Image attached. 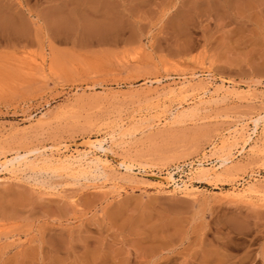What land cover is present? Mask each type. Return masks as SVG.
<instances>
[{"label":"rangeland","instance_id":"rangeland-1","mask_svg":"<svg viewBox=\"0 0 264 264\" xmlns=\"http://www.w3.org/2000/svg\"><path fill=\"white\" fill-rule=\"evenodd\" d=\"M235 9L0 0V170L30 160L0 171V264H264L263 126L219 176L190 172L219 164L227 130L264 115V40L236 31ZM205 81L207 94L171 92ZM86 150L109 166H50ZM248 185L259 193L232 192Z\"/></svg>","mask_w":264,"mask_h":264},{"label":"bare ground","instance_id":"bare-ground-1","mask_svg":"<svg viewBox=\"0 0 264 264\" xmlns=\"http://www.w3.org/2000/svg\"><path fill=\"white\" fill-rule=\"evenodd\" d=\"M247 2H248V0H246ZM253 1V0H252ZM250 2V1H249ZM212 2L210 1V4H211ZM208 4V3H207ZM213 4V3H212ZM211 4V5H212ZM251 4H252V2H251ZM255 4V3H254ZM206 6H208V5H206ZM238 6V5H237ZM240 6V5H239ZM208 8H210L209 6H208ZM242 8V7H241ZM241 8H239V9H241ZM247 8V7H246ZM238 9V10H239ZM243 9V8H242ZM248 9H249V7H248ZM184 83V82H183ZM182 84V83H181ZM190 84V83H189ZM221 85V84H220ZM223 85V84H222ZM191 87H188V84L187 83H184L183 84V86L182 87H180V85H179V87H177L178 88V90H176V88L175 89H171V92L172 93H174V94H176V95H178V97L179 96H184V94L185 93H187V90H190V89H192V90H196V89H203V92L202 93H204V94H207V93H209V91H210V86L208 85V82H204V83H198L197 85H190ZM207 86H209V88L207 87ZM213 86V85H212ZM222 87V86H221ZM188 88H190V89H188ZM170 89V88H169ZM168 89V90H169ZM224 89V88H223ZM222 89V90H223ZM220 91V88H216V91L215 92H219ZM170 92V93H171ZM174 94H172V95H174ZM219 94V93H218ZM171 95V96H172ZM211 95H212V93H211ZM214 95V94H213ZM227 95V94H226ZM170 96V98H172ZM215 96V95H214ZM217 96H219V95H217ZM225 96V95H224ZM174 97H175V95H174ZM210 97H212V96H210ZM185 99V98H184ZM212 100L214 99V98H211ZM224 99H226V98H224ZM208 101V100H207ZM204 102V101H203ZM211 102V101H210ZM202 103V102H201ZM200 103V104H201ZM204 103H206V102H204ZM199 104V105H200ZM198 108V107H197ZM193 109V108H192ZM188 110V109H187ZM193 111V110H192ZM183 112L184 111H176V113H173L172 115H175V117L176 116H181L182 114H183ZM186 112V111H185ZM184 114H186V113H184ZM183 116H185V115H183ZM173 118V117H172ZM181 118H182V116H181ZM174 119V118H173ZM177 119H179V117L177 118ZM254 120V127L253 128H249L248 126H245V125H242V126H240V127H237L238 125H236V127L234 128V129H232L231 128V130H227V133H223L222 135L224 136H222L223 137V144L221 145V146H219V145H216L214 148H215V150H213L215 153H217V161L219 162V164H213L212 166H209V167H206L205 166V162H203V161H199V163L197 164V167H194V170H191L190 172H192L193 174L195 173V174H197V176H199L198 177V179H196V180H200V179H202V178H209L210 179V177H213V176H215V175H217V176H219V174L221 173V170H223L224 169V167L228 164V163H230L231 161H232V159H233V157H234V155L236 154L234 151L235 150H237V151H239V153H243V151H245V143L246 142H251V141H254V134H256V133H258L257 131V129H258V127L261 125V126H263V128H262V133H264V115H261V116H259V117H257V118H255V119H253ZM250 126V125H249ZM128 128H130L129 126H128ZM135 128V127H134ZM137 129V128H136ZM253 131H252V130ZM116 129H114V131H115ZM122 130V129H121ZM138 130V129H137ZM251 130V131H250ZM123 131H124V128H123ZM126 131L128 132V129H126ZM130 131H132V130H130ZM129 131V132H130ZM135 131V130H134ZM133 131V132H134ZM125 132V131H124ZM124 132H122V131H120V133H122L121 135H125V134H123ZM225 132V131H224ZM113 133V132H112ZM115 133V132H114ZM113 133V134H114ZM119 133V134H120ZM262 133H260V134H262ZM111 134V133H110ZM130 134V133H129ZM120 135V136H121ZM127 135V134H126ZM125 135V136H126ZM132 135V134H131ZM112 136V135H111ZM119 136V137H120ZM125 136H123V137H125ZM130 136V135H129ZM264 136V135H263ZM116 137H118V136H116ZM127 137V136H126ZM121 138H122V136H121ZM113 139H116L115 138V135H113L112 136V140ZM124 139V138H123ZM221 139V138H220ZM264 140V139H263ZM262 141V140H261ZM102 143H104V142H102ZM258 143V142H257ZM86 144H87V147H94V148H96L97 150L100 148H102V150H103V145L100 143V141H92V140H89L88 142H86ZM264 143L262 142V144H261V146L263 145ZM258 146V145H257ZM260 146V147H261ZM256 147V146H255ZM264 147V146H263ZM254 148V147H253ZM93 149V148H92ZM105 149V148H104ZM252 149V148H251ZM260 149V148H259ZM61 150V149H60ZM76 150V149H75ZM37 151V150H36ZM51 151H53V150H51ZM94 151V150H93ZM93 151H91V150H86V151H80V152H78L77 154H73V155H70V156H66L65 158L63 157V158H59V159H53L54 161H51L50 160V166H52L53 167V170H54V168H58V167H66V169H68L69 170V168H76V169H85V168H89V171H90V168H91V170L93 169V170H102L101 168H104V169H106L108 166H109V161L107 160V159H103L102 157H100V156H94V154H92L93 153ZM255 151V150H254ZM257 151V150H256ZM260 151V150H259ZM35 152V151H34ZM40 152H41V150H40ZM55 152V151H54ZM214 152H212L211 151V153H214ZM252 152V151H251ZM264 152V151H263ZM58 153V152H57ZM73 153V152H72ZM214 153V154H215ZM235 153V154H234ZM92 154V155H91ZM254 154V153H253ZM255 154H257L256 152H255ZM260 154H262L263 155V153H260ZM29 155V153H25V154H18V155H16V157H14L13 159H8L7 161H5V163H4V165H3V168L0 170V171H10L11 173L12 172H16L17 170H19V169H21L22 170V167H28V162L30 161H27L26 162V157ZM43 155V154H42ZM213 155V154H212ZM51 156H53L54 157V155L52 154ZM50 156V158H53V157H51ZM214 156V155H213ZM47 157V156H46ZM48 158V157H47ZM54 158H56V157H54ZM49 159V158H48ZM38 160V159H37ZM40 160V159H39ZM45 160H47V159H45ZM45 160H44V162H45ZM35 161V160H34ZM45 163H47V162H45ZM37 164V163H36ZM42 164V167L44 168V166H45V164H44V166H43V163H41ZM32 165H34L33 163H32ZM122 165H124V166H126L127 167V170H129V171H131L132 169H133V165H132V162L130 161V162H128V161H126V160H124L123 161V163H122ZM35 166V165H34ZM37 166V165H36ZM34 167L35 169L37 168V167ZM47 166V165H46ZM49 166V165H48ZM47 166V167H48ZM30 167H32V166H30ZM39 167H41V166H39ZM69 167V168H68ZM25 168V169H26ZM29 168V167H28ZM27 168V169H28ZM73 168H72V170H73ZM24 169V168H23ZM24 169V170H25ZM32 169H33V167H32ZM38 169H40L41 171H43L41 168H38ZM39 170V171H40ZM44 170H46L45 168H44ZM50 170V169H49ZM59 170V169H58ZM71 170V169H70ZM52 171V170H51ZM59 171H61V170H59ZM62 171H64V170H62ZM86 171V170H85ZM225 171H226V169H225ZM54 172V171H53ZM52 172V173H53ZM76 172V171H75ZM84 172V171H83ZM98 174H99V172H97ZM102 173V172H101ZM13 174V173H12ZM74 174V173H73ZM128 174V173H127ZM168 175L166 176L165 175V177L163 178V179H165V180H167V179H171V182L172 183H176L177 182V180H176V177L174 176V174L172 173V172H168L167 173ZM192 174V175H193ZM225 174H226V172H225ZM79 175H81V174H79ZM101 175H103V173L101 174ZM95 176V175H94ZM216 176V177H217ZM99 177V176H98ZM192 177V176H191ZM194 177H195V175H194ZM162 178V177H161ZM208 179V180H209ZM217 179V178H216ZM207 180V181H208ZM201 181H203V180H201ZM161 182V181H160ZM157 183V182H156ZM162 183H164L163 181L160 183V184H162ZM256 183V182H255ZM249 184V183H248ZM257 184V183H256ZM166 185V184H165ZM247 185V184H246ZM252 185H254L253 183H252ZM259 186V185H258ZM255 187L253 186H244L243 188H241V189H239V190H233L232 192H234V193H236L237 195H241V196H251L252 197V195L251 194H256L257 193V191L258 190H255L254 189ZM175 189H177V190H180V191H182V192H185V193H190L191 191H193V189L187 184V185H185V186H181L180 184H177L176 185V188ZM258 189V188H257ZM195 190V189H194ZM260 190V189H259ZM231 192V191H230ZM256 192V193H255ZM192 193V192H191ZM258 193H259V191H258ZM262 193V192H261ZM237 197V196H236ZM247 197H245V198H247ZM251 197H249V198H251ZM238 198V197H237ZM240 198V197H239ZM244 198V197H243ZM243 198H240V199H243Z\"/></svg>","mask_w":264,"mask_h":264},{"label":"crops","instance_id":"crops-1","mask_svg":"<svg viewBox=\"0 0 264 264\" xmlns=\"http://www.w3.org/2000/svg\"><path fill=\"white\" fill-rule=\"evenodd\" d=\"M222 1L227 5H234L236 8L235 12L237 14L246 15V19L244 21L245 25L236 26V31H249L252 32L254 36L259 37L260 40H264V0H248V2L246 0H221V2ZM211 2L213 3V1ZM211 4L209 1L207 5L211 8L213 6V4ZM208 6H205L204 8L209 9Z\"/></svg>","mask_w":264,"mask_h":264}]
</instances>
